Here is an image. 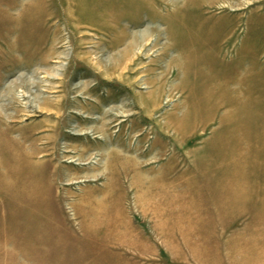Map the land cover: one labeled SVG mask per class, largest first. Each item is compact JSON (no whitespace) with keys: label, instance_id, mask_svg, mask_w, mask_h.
<instances>
[{"label":"rangeland","instance_id":"1","mask_svg":"<svg viewBox=\"0 0 264 264\" xmlns=\"http://www.w3.org/2000/svg\"><path fill=\"white\" fill-rule=\"evenodd\" d=\"M0 264H264V0H0Z\"/></svg>","mask_w":264,"mask_h":264},{"label":"bare ground","instance_id":"2","mask_svg":"<svg viewBox=\"0 0 264 264\" xmlns=\"http://www.w3.org/2000/svg\"><path fill=\"white\" fill-rule=\"evenodd\" d=\"M121 152V151H120ZM88 155V154H87ZM86 157V156H85ZM89 158V157H88ZM71 162V161H70Z\"/></svg>","mask_w":264,"mask_h":264}]
</instances>
